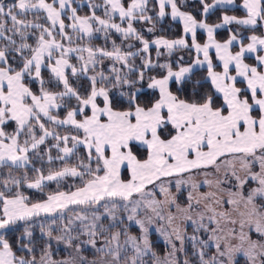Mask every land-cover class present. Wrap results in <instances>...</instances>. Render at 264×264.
Here are the masks:
<instances>
[{"label":"snow or ice","instance_id":"snow-or-ice-1","mask_svg":"<svg viewBox=\"0 0 264 264\" xmlns=\"http://www.w3.org/2000/svg\"><path fill=\"white\" fill-rule=\"evenodd\" d=\"M191 2L0 0V264H264V0Z\"/></svg>","mask_w":264,"mask_h":264},{"label":"trees","instance_id":"trees-1","mask_svg":"<svg viewBox=\"0 0 264 264\" xmlns=\"http://www.w3.org/2000/svg\"><path fill=\"white\" fill-rule=\"evenodd\" d=\"M198 8H199V4L198 3L189 2L188 5H187V7L185 8V10L192 11L193 13H195L198 10ZM85 11H86V9H82L80 14L83 15ZM227 14H229V15H242V12H239V11H229ZM217 15L211 16L209 22L210 23L218 22ZM172 23L173 22L170 20V17H166L163 21H161L157 25L158 31L155 33V35H168L169 37H173V38L175 36L179 35V33H180V26L178 24H174L172 26V28H169V25L172 24ZM161 28L165 29V31L164 32H161L159 30ZM114 38L117 40V43H120V40H119L118 37H114ZM149 38H151V36H149ZM203 38L204 37L201 34V41H203ZM217 38L218 39H226L227 38V33L224 30H218V36H217ZM96 43L97 44L103 43V41L102 40H97ZM153 55H154V53H153ZM173 90H175V85H173ZM145 91L147 92L148 90L145 89ZM145 98L146 97H143V96L141 97L142 100L145 99ZM37 166H39V164H37ZM52 188H55V185L54 184L49 185V189H52ZM25 194L26 195H29L32 198L33 201H35L37 199H41L45 195L44 193H40V192H38L36 190H31V189H26L25 190ZM189 231H191V229H189ZM18 234L19 233H17V235ZM36 235L39 236V230L38 229L36 231ZM153 239H155V238L153 237ZM161 250H162V243H161ZM57 258H59V257H57Z\"/></svg>","mask_w":264,"mask_h":264},{"label":"rangeland","instance_id":"rangeland-1","mask_svg":"<svg viewBox=\"0 0 264 264\" xmlns=\"http://www.w3.org/2000/svg\"><path fill=\"white\" fill-rule=\"evenodd\" d=\"M189 2H191V0H189ZM187 55V54H186ZM146 89V88H145ZM189 232H191V231H189ZM154 238H155V236H153ZM162 243V242H161ZM89 258L91 259V256L89 255Z\"/></svg>","mask_w":264,"mask_h":264}]
</instances>
